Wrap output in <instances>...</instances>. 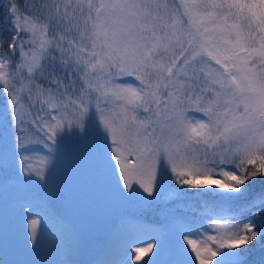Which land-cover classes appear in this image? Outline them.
I'll return each instance as SVG.
<instances>
[{
	"label": "snow or ice",
	"instance_id": "snow-or-ice-1",
	"mask_svg": "<svg viewBox=\"0 0 264 264\" xmlns=\"http://www.w3.org/2000/svg\"><path fill=\"white\" fill-rule=\"evenodd\" d=\"M5 11L0 264H264V0H7ZM24 125L49 154L71 141L63 174L24 155ZM161 200L172 206L152 207ZM133 206L167 213L170 249L154 229L126 230ZM10 210L32 217L27 253L50 224L60 258L8 260ZM113 212L120 224L104 233Z\"/></svg>",
	"mask_w": 264,
	"mask_h": 264
},
{
	"label": "trees",
	"instance_id": "trees-1",
	"mask_svg": "<svg viewBox=\"0 0 264 264\" xmlns=\"http://www.w3.org/2000/svg\"><path fill=\"white\" fill-rule=\"evenodd\" d=\"M28 0H21V3H27ZM7 3V0H0V41H3V49L8 50V42H10L11 37L13 36V29H12V24L10 22V18L8 13L5 11V5ZM39 104L36 105L35 108L32 109L33 115L36 114L37 109L39 108ZM4 111V104H3V98L0 97V117H2ZM31 119V117L29 118ZM26 131L21 133V136L25 137V140H35L34 137V129L35 126H29V125H24ZM16 129H12L10 136H9V147L11 148L12 143L15 141V132ZM28 133H31L32 135H28ZM25 142V141H24ZM71 141H65V145L67 146L70 144ZM64 147L61 149L59 153L54 155L51 160V166L55 164L57 166V172L58 174H63L64 171L66 170L67 167V158H68V150L67 147ZM50 160V161H51ZM71 163V162H69ZM49 164V167H51ZM23 175V173H21ZM35 179V177H34ZM259 180V178H257ZM142 191V190H141ZM145 196L147 195L146 193L144 194ZM170 202H165V201H158L156 205H153V208L157 209H164L171 207ZM180 207H183V205H179ZM61 211H66L64 209H61ZM126 214L140 218V221L143 223H149V222H154V223H170L167 213L166 212H161L159 210L157 211H139L137 210L136 207H130L129 209L125 210ZM191 211L187 212V215L191 217ZM199 215V213H197ZM117 213L113 212L111 215L105 217L104 223H103V232L107 233L111 230L113 222L116 224V218H117ZM73 218L79 219V216L77 213H73ZM168 221V222H166ZM108 222H111L110 225H108ZM106 240L104 235H101L98 239L94 241L92 245L88 247L86 250L88 253H90L91 256L96 255L97 251L102 249L101 244L104 243ZM88 255V254H86Z\"/></svg>",
	"mask_w": 264,
	"mask_h": 264
},
{
	"label": "rangeland",
	"instance_id": "rangeland-1",
	"mask_svg": "<svg viewBox=\"0 0 264 264\" xmlns=\"http://www.w3.org/2000/svg\"><path fill=\"white\" fill-rule=\"evenodd\" d=\"M28 135H32V134L28 133ZM37 140H43V138L40 135H38ZM25 147L28 149V151L25 152L24 155L40 156V158H43L44 156H48L49 164L51 166L52 160L50 158L51 156L48 153V151L41 149L40 147L35 148L30 145H26ZM17 151H19V149ZM18 161H19V156H17V162ZM15 191H16L15 189L11 188L10 194ZM32 211L34 213L39 212L41 215H44L46 212V209L33 206ZM31 218L32 217H27V218L23 217L22 215L19 214L18 210H10V231L16 243H14L10 247L8 254H7V259L8 260H15V259L56 260V259H59L60 257L58 254L55 232L50 224L44 232L42 247L41 249L38 250L37 254L35 256H32L31 254L25 251V249L22 246V241L24 239L26 232L30 236V232L28 230V220H30ZM36 218H39V217H36ZM125 228L126 230L131 231L138 227L135 226L133 223H130L129 221H127L125 224ZM151 229H154L151 235H154L158 241H163V243L165 244L166 250L170 249L168 239L170 236L173 238L172 228L164 227L162 229H155L151 227ZM0 258H4V253L2 251H0Z\"/></svg>",
	"mask_w": 264,
	"mask_h": 264
}]
</instances>
